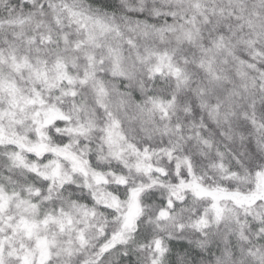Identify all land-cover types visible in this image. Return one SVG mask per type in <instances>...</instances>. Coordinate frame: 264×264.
Returning <instances> with one entry per match:
<instances>
[{"label": "snow or ice", "instance_id": "snow-or-ice-1", "mask_svg": "<svg viewBox=\"0 0 264 264\" xmlns=\"http://www.w3.org/2000/svg\"><path fill=\"white\" fill-rule=\"evenodd\" d=\"M0 264H264V0H0Z\"/></svg>", "mask_w": 264, "mask_h": 264}]
</instances>
